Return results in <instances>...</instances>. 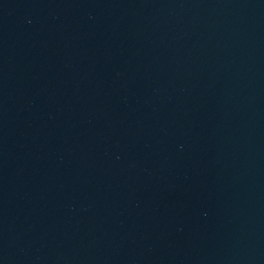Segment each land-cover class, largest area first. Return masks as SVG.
Wrapping results in <instances>:
<instances>
[{
    "label": "water",
    "instance_id": "obj_1",
    "mask_svg": "<svg viewBox=\"0 0 264 264\" xmlns=\"http://www.w3.org/2000/svg\"><path fill=\"white\" fill-rule=\"evenodd\" d=\"M0 264H264V0H0Z\"/></svg>",
    "mask_w": 264,
    "mask_h": 264
}]
</instances>
